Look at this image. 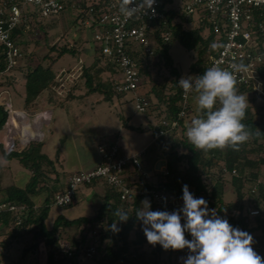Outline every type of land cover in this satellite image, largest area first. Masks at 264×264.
Masks as SVG:
<instances>
[{
    "label": "trees",
    "instance_id": "1",
    "mask_svg": "<svg viewBox=\"0 0 264 264\" xmlns=\"http://www.w3.org/2000/svg\"><path fill=\"white\" fill-rule=\"evenodd\" d=\"M179 13L183 15L184 19H175ZM166 14V25H162L156 30L152 37V53L147 54L142 51L135 53L139 63L140 76L141 78L146 76V80L143 78V82L137 88V92L144 95L148 101H150V96H155L160 104L164 105L162 110L164 119L168 121L177 120V126L174 129L179 128L181 130L182 134L178 143L180 147L184 148V151L178 152L174 145H170V150L166 154V172L152 175L156 177L157 181L148 180L141 186L162 191L165 197L168 198L177 195L182 200L183 185H188L189 191L194 197L204 198L208 203L209 210H215L218 216L227 219L234 228H239L250 235L253 232H258L259 242H263V246L260 244L259 247L262 252L258 254L263 256L264 113L253 111L251 106L247 107L246 117L242 123L247 126L251 136L246 143L241 144L238 148L225 147L224 149L217 148L204 151L194 147L186 135L187 128L190 126V122H187V117L192 110L191 103L193 100L191 102L188 100L185 116L178 118L177 114L180 109L183 89L178 84L180 74L174 65L169 50L171 45L178 41L188 51L195 52V60L189 66V71L194 78L202 75L208 68L205 53L214 42L215 33L207 21L204 24L200 20V25L185 27L186 22L183 20L192 19L191 14L187 15L181 11L174 10H169ZM69 20L70 24L74 22L72 19ZM166 29L170 31L168 40H165L160 35V32ZM204 30H207V35L205 36L202 34ZM27 33L28 36L21 29H17L13 34V37L20 45L21 51H24L25 47L23 45L28 44L30 41L36 44L40 42L39 35L47 36V32L43 30V25L37 21L31 23V29ZM79 40L81 39L76 38L73 45L64 44L58 47L57 43H55L50 46L49 49L55 54H44L41 56L40 63L26 72L23 105L25 108H30L28 111L32 110V106L38 104L36 100L38 101L42 94H45L49 104L52 105L57 102V99L61 98L53 87V85H56V81L54 80L52 66L63 54H77L79 49L77 43ZM90 47L93 51H91V54L94 56V60L89 66L82 67V75L79 81L81 82V78L84 80L86 86L84 94L100 92L104 95V100H109L113 94H119L114 89V79L112 77L116 72L114 63L102 55L95 44L92 43ZM23 55L21 56L22 58ZM46 59L50 60L48 66L43 65V60ZM162 69L167 70L170 75H173V78L167 80L161 73ZM4 70L5 64L0 57V72ZM104 73L108 74L107 77L102 76ZM260 73L264 80V68L260 70ZM236 88L240 94L252 92L250 88L241 85H236ZM192 92L196 94L194 91ZM219 106L217 103L215 107L218 108ZM7 118V107L5 103L1 102L0 131ZM129 127L131 128V126ZM157 128L164 127L159 123L155 129L157 130ZM159 137L165 138L164 135ZM44 143V139L30 140L22 150L17 151L7 149L4 143L0 141L2 159L6 161L16 160L23 169L28 171L29 176L23 185L8 184L2 187L0 183V193H3L2 197H0V203L12 201L24 203L27 206V210L21 216L22 221L20 223L14 222L10 226L12 227L11 239L22 237L24 233L29 235L34 230L35 233L43 236L44 244L49 248L47 254L50 264H65L64 259L61 257L63 251L60 232H64L67 227L78 229L82 225L91 224L90 228L88 227L82 231L79 238L75 236H71L69 239L64 238L68 242V248L74 252V256L78 255L79 248L84 247L88 241L96 240L97 250L91 261L94 260L98 264H120L121 261L130 255L132 256L130 264H147L142 255L148 252L156 257L153 264H158L160 261L159 256L163 252L175 255L174 261L169 264H184V259L190 254L187 248L183 250H164L159 244L153 246L147 242L142 231V222L136 219L135 212L141 207V202L145 199L150 202L153 211L160 210L152 200L151 195H134L131 199L122 200L119 192L102 179H94L85 184L100 182L104 187V195L100 199L93 217L81 216L67 219L63 215H57L50 224L47 223L50 207L54 206L52 202L54 193L65 190L66 183L60 189H52L50 187V183L59 181V174H57L55 168L57 160L41 151ZM59 152L60 150L57 149L56 158ZM223 168L226 172L223 171ZM214 169L216 171H212ZM232 169L236 171V174L231 173ZM226 174L229 177H225ZM253 186H256L255 192L251 191ZM229 189H232L235 193V199L231 201L225 200L226 192ZM41 194L43 198H40ZM246 202H248L250 207L258 208L260 213L255 216H249L246 212H243L245 209L244 203ZM38 203L39 205L35 206ZM118 208L128 212L129 219L126 223L116 222L118 218L114 215V212ZM12 219V215H4L2 219L3 228L9 227V222H13ZM114 222L117 223V227L120 229L119 232L111 230L110 226ZM183 222L185 221L182 219L181 223ZM185 237L189 240L192 239L190 233H185ZM7 242L9 243L8 240H5V243ZM29 245L34 247L36 243ZM146 246L149 249H147L148 251L145 249ZM57 253H59L60 257L58 259H56Z\"/></svg>",
    "mask_w": 264,
    "mask_h": 264
},
{
    "label": "rangeland",
    "instance_id": "2",
    "mask_svg": "<svg viewBox=\"0 0 264 264\" xmlns=\"http://www.w3.org/2000/svg\"><path fill=\"white\" fill-rule=\"evenodd\" d=\"M73 14V11L65 13L63 18L65 20L49 18L37 20L43 25V30L47 32V36L39 35L40 42L37 44L33 41L24 44L23 58L21 57L18 60L17 65L12 70L0 73V103L6 105L11 103L12 108V111L9 110L7 121L1 128L0 141L4 143L7 149L20 151L30 140H40L43 134L45 143L41 151L57 160L55 168L60 175L62 174V168L71 173L77 169H86L88 164L86 160L94 157L92 152L93 150L97 151L99 143L116 142L121 155L130 157L138 151L142 152L141 163L145 176L149 181L156 182V177L152 175L164 171L167 160L166 154L170 150V145H174L178 152L184 151V148L180 147L178 143L182 134L181 130L179 128L167 130L164 134L165 138L156 137V130L154 131V129L164 119V115H162L164 105L160 104L159 100L153 95L150 96V106L146 112H139L134 108V92L132 91L113 94L109 100H104V95L100 92H94L87 97L84 95L85 99L82 101L75 100L71 102L73 100V98L71 99L72 96L78 97L77 95L85 93L84 80L81 78V82L79 81L82 75V67L89 66L94 60L90 47L92 45L91 35L88 31H85V34L80 32L74 25L70 24L69 19H72ZM36 17V14L30 15V21L35 22ZM191 17L192 19L183 20L186 22L185 27L200 25L199 20L204 24L206 23L202 16L198 17V15L193 14ZM182 18L183 15L179 13L175 19L181 20ZM27 34L26 36H28ZM202 34L207 35V30H204ZM76 38L81 39L77 43L79 47L77 54H63L52 66L54 80L56 81V85H53V87L61 96L60 99H57L58 103L49 104V107H47L49 110L41 111L40 114L26 112L22 103L25 94L26 72L39 64L41 56L44 54H55L49 49L50 46L55 43L58 47L64 44L73 45ZM169 54L179 71V78L182 76L193 77L189 71V66L195 60L196 54L194 51H188L178 41H175L170 47ZM49 63L50 60H43L44 66H48ZM161 73L167 80L173 78V75H170L165 69H162ZM107 75V73L102 74L103 77H107ZM112 77L116 78L117 75H112ZM143 78L146 80V76H143L142 80ZM243 95L247 96L248 106H251L253 111L264 113V95H261L260 92L253 93V91ZM196 97L197 95L193 92L188 95V100L193 101L187 122H191L200 113ZM91 105H93L92 108ZM16 112L18 114H15ZM50 115L53 117V122L50 125H44L42 128L43 124L48 123ZM77 115H79L81 121L77 120ZM125 123L128 125L125 126ZM26 125L28 126L26 127ZM48 126L50 127L47 128ZM50 128L52 131L49 130ZM57 149L61 152L58 159L55 156ZM70 163L72 165L67 167ZM212 171H216V169ZM128 175L131 181L140 178L139 172L134 169L133 171L129 170ZM0 176L2 187L8 184L23 185L29 177L28 171L23 169L16 160L6 161L2 159L1 152ZM145 176L143 177L145 178ZM225 177H229V175L226 174ZM81 186L79 185V187ZM83 192L85 193L84 190ZM2 195L3 193H0V197ZM234 199L235 193L232 189H229L226 192L225 200L231 201ZM82 200L91 202L90 198ZM81 205L79 202L64 207L54 205L50 208V211L57 210L60 214L65 213L67 218L87 215L88 211L83 209ZM244 206L245 209L250 207L248 202L244 203ZM244 210L243 212H246ZM90 225H82L77 230L72 228L60 232V238L63 241L61 247L68 246V242L64 238L69 239L73 235L79 238L82 231L88 227L90 228ZM8 233H12V227L8 228ZM252 237L254 240L252 247L254 251L260 254L262 251L259 247L260 244L263 246V242H259L258 232H253ZM27 239L28 242L26 243ZM6 240L9 243L0 240L3 243L0 244V264H50L47 254L49 248L44 244L43 236L35 233L34 230L29 235L24 233L22 237L14 239H11V235H7ZM32 243H36V245L30 247L29 244ZM145 249L147 250L148 247L146 246ZM58 254H56V259L60 258ZM142 257L147 264H153L156 260V257L149 252L142 255ZM159 259L158 264H169L174 261L175 255L163 252L160 254ZM93 262L94 260L91 263Z\"/></svg>",
    "mask_w": 264,
    "mask_h": 264
},
{
    "label": "built area",
    "instance_id": "3",
    "mask_svg": "<svg viewBox=\"0 0 264 264\" xmlns=\"http://www.w3.org/2000/svg\"><path fill=\"white\" fill-rule=\"evenodd\" d=\"M119 4L120 0H0V57L5 64L4 71L12 70L22 56L20 45L13 34L17 29L23 33L31 29L30 15L36 14V22L42 18L63 19L65 13L73 11L72 25L82 33L88 31L90 41L114 63L116 72L113 75H117L113 77L115 91L134 92V108L146 112L149 101L137 92L143 80L135 53H152L154 32L166 25V12L174 10L202 16L215 33L214 42L205 53L208 68L218 66L232 71L233 65L244 64L248 70L236 74V85L264 95V80L260 73L264 68V0H156L154 11L150 9L145 14L140 13L129 19L120 14ZM160 35L168 40L170 31L163 30ZM188 94L184 90L181 94L178 118L186 114ZM6 107L9 117L11 103ZM161 125L164 128L155 131L156 137L174 129L177 120L163 119ZM97 153L99 158L92 169L78 170L68 176L65 190L54 193L53 205L64 207L73 203L79 185L102 179L119 192L122 200L131 199L134 195L150 194L160 211L172 212L183 207L179 196L168 198L162 191L141 186L148 182L141 163L142 152L130 157L124 156L120 154L116 142H109L99 143ZM133 169L139 172L140 178L137 181L129 179L128 172ZM223 171L226 172L224 168ZM161 172L165 173L166 167ZM231 173L236 174V171L232 169ZM251 191L255 192L256 186ZM26 210L24 203H0V230L3 228L4 215L13 216V222H9V227H6L10 228L12 223L22 221L21 216ZM245 210L249 216L259 214L258 208L249 207ZM96 248V240L88 241L74 256L68 246L63 247L61 257L65 264H88L96 254ZM131 262L130 255L120 264Z\"/></svg>",
    "mask_w": 264,
    "mask_h": 264
},
{
    "label": "clouds",
    "instance_id": "4",
    "mask_svg": "<svg viewBox=\"0 0 264 264\" xmlns=\"http://www.w3.org/2000/svg\"><path fill=\"white\" fill-rule=\"evenodd\" d=\"M155 2L120 0L119 12L129 19L150 9L154 11ZM247 70L244 64L233 65L232 71L212 66L202 75L179 79L178 84L185 93L194 91L197 94L201 114L191 120L186 131L195 148L204 151L225 147L235 149L249 140L251 132L242 123L248 100L236 88V74ZM217 103L218 108L215 107ZM182 200L183 207L172 212L153 211L147 199L141 202L135 216L142 222V231L149 244H159L164 250L187 248L190 254L184 264H264V257L252 247V235L234 228L215 210H209L207 201L194 197L188 185H183ZM114 215L118 218L116 222L126 223L129 219L128 212L123 209L118 208ZM116 222L110 227L119 232ZM185 233H190L192 239H186Z\"/></svg>",
    "mask_w": 264,
    "mask_h": 264
},
{
    "label": "crops",
    "instance_id": "5",
    "mask_svg": "<svg viewBox=\"0 0 264 264\" xmlns=\"http://www.w3.org/2000/svg\"><path fill=\"white\" fill-rule=\"evenodd\" d=\"M84 95H85V97H87L89 94H83V95H77L78 97H74V96H72V98H73V100L71 101V102H74L75 100L76 101H82V100H84L85 99V97H84ZM71 98V99H72ZM24 101V100H23ZM22 101V103H24ZM36 102H38V104L37 105H34V106H32L33 108H32V110L31 111H28L30 108H25L24 107V110L26 111V112H30V113H36V114H40V112L41 111H45V110H49V108H47V107H49V102H48V100H47V98H46V96H45V94H42L41 95V97H40V99H38V101L36 100ZM23 106V105H22ZM93 107V105H91V108ZM18 112V111H17ZM16 112V114H18ZM81 112V111H80ZM79 112V113H80ZM82 113V112H81ZM81 115V114H80ZM82 115H83V113H82ZM77 117H78V121H81V120H79L80 118H79V115H77ZM52 118V116L50 115L49 116V121H48V123H46V124H43L42 125V128L44 127V125L45 126H47V125H50V123H52L53 122V119H51ZM125 126L126 125H128L127 123H125L124 124ZM28 125H26V127H27ZM131 126V125H130ZM50 126H48L47 128H49ZM132 127V126H131ZM158 129V128H157ZM50 131H52V129L50 128L49 129ZM156 129H154V131H155ZM26 131H28V132H30L28 129H26ZM45 135V134H44ZM26 136V135H25ZM43 137H45V136H43V134H42V136H41V139H44ZM139 152V151H138ZM61 152H59V154H60ZM93 155H94V157H91V158H89L88 160H86L87 161V165H86V169H77V170H75V171H78V170H89V169H92L95 165H96V163H97V161H98V154H97V151L96 150H93ZM59 158V156L57 157V159ZM72 165V163H70V164H68L67 165V167H70ZM74 171V172H75ZM61 172H62V174L60 175V173L57 171V174H59V181L58 182H54V183H50V187L52 188V189H60L61 187L63 188L64 186H65V183H66V179H67V177H68V175L71 173V172H68V170H65L64 168H62V170H61ZM52 185V186H51ZM83 190L85 191V193L83 192ZM103 195H104V187L102 186V183H98V182H96V183H92V184H89V185H82L81 187H78V189H77V191H76V196H75V200H74V202L73 203H81L82 205V208L83 209H85V210H87L88 211V213H87V215H80V216H74V217H69V218H67L66 217V215H65V213L64 214H60L59 212H57V210H52V211H50L49 210V215H48V218H47V220H46V222L47 223H51V221L57 216V215H63L64 217H66L67 219H73V218H77V217H81V216H86V217H93L94 216V214H95V212H96V209H97V207H98V205H99V203H100V199L103 197ZM43 195L41 194L40 195V198H43L42 197ZM85 198H90V200H91V202H88V201H85V200H82V199H85ZM87 200V199H86ZM39 205V203L38 204H35V206H38ZM53 206H51L50 208H52ZM70 210V209H69ZM70 230V229H72L71 227H67L66 228V230ZM74 229V228H73ZM75 230H77V229H75ZM12 233H8V228H2L1 230H0V240H3V242L6 240V237H7V235L8 236H10ZM73 236H75V235H73ZM61 244H63V241L61 240ZM0 244H2L1 242H0ZM65 248V247H64ZM63 250V249H62ZM92 261H89L88 262V264H98L97 262H93V263H91Z\"/></svg>",
    "mask_w": 264,
    "mask_h": 264
},
{
    "label": "bare ground",
    "instance_id": "6",
    "mask_svg": "<svg viewBox=\"0 0 264 264\" xmlns=\"http://www.w3.org/2000/svg\"><path fill=\"white\" fill-rule=\"evenodd\" d=\"M16 114V113H15Z\"/></svg>",
    "mask_w": 264,
    "mask_h": 264
}]
</instances>
